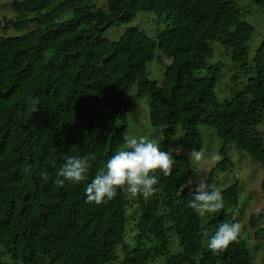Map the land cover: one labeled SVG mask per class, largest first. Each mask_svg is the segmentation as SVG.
Returning a JSON list of instances; mask_svg holds the SVG:
<instances>
[{"label":"trees","instance_id":"trees-1","mask_svg":"<svg viewBox=\"0 0 264 264\" xmlns=\"http://www.w3.org/2000/svg\"><path fill=\"white\" fill-rule=\"evenodd\" d=\"M86 1L14 0L15 18L0 15V264H264L240 232L221 251L206 246L205 233L237 223L231 209L239 204L238 183L219 191L223 207L205 223L188 206L193 189L181 192L193 172L192 154L203 148L202 124L222 140L218 168L228 167L232 143L264 165L258 130L264 39L247 64L255 27L244 20L240 0ZM249 1L264 8V0ZM147 10L166 14L157 38L136 27L118 40L104 37L110 26ZM214 42L229 47L234 62L247 64L245 87L223 104L216 92L220 74L198 75ZM158 49L159 60H172L161 84L147 70ZM142 95L166 138L179 126L185 132L172 153V172L159 174L150 197L118 190L107 202H87V184L125 140L130 100ZM83 155L94 157L88 179L61 183L66 157ZM249 225L264 243V213H253ZM173 231L181 251L169 254Z\"/></svg>","mask_w":264,"mask_h":264},{"label":"rangeland","instance_id":"rangeland-1","mask_svg":"<svg viewBox=\"0 0 264 264\" xmlns=\"http://www.w3.org/2000/svg\"><path fill=\"white\" fill-rule=\"evenodd\" d=\"M87 4H99L105 0H87ZM14 0H0V15L7 19L15 18L11 10ZM239 5L244 13V20L255 27V32L249 41V57L247 64H251L255 53L264 39V8L249 0H240ZM167 26L166 14L160 15L154 11H140L131 22H123L120 25H112L105 32L104 37L110 40H118L120 36L129 28L136 27L144 31L151 37L157 38ZM33 28V26L31 27ZM25 31H12V33L22 34ZM214 53L208 58V67L198 71L199 76L220 74L216 85V92L220 103L227 101L233 93L245 87L247 77V64L236 63L231 58V49L219 42H214ZM161 51L157 50V56L147 63V70L152 80L161 84L164 80V73L167 66L171 63V58L166 55L159 60ZM137 92V86L132 88V94ZM261 135L264 137V122L258 127ZM200 131L203 138V148L192 154L193 172L190 177L194 183L190 186L195 187L197 177L210 181L209 186L221 191L227 186L239 184V204L231 209L233 217L240 225V234L245 238L247 246L252 254H255L259 261L264 256V243L262 240L254 239L253 230L249 225L250 216L255 212L264 213V191L262 181L264 177V165L251 156L248 152L240 150L235 143H232L227 149L229 165L225 170L217 167V164L223 159L221 153L222 140L219 138L216 130L207 125H200ZM185 132L181 126L166 138L163 127L155 126L150 118V102L148 95H142L130 100L129 113L126 121L125 137L145 136L154 140L163 150L164 142L168 144V149L173 153L177 144L184 136ZM125 147V140L118 144V151ZM199 156L197 160L196 157ZM219 209L218 211H220ZM217 212V211H216ZM215 213V212H214ZM213 214V213H210ZM202 217L203 222H207L208 215ZM132 223L129 225L131 226ZM130 227L128 233L130 234ZM126 242L133 247L134 240L127 236ZM181 251L179 237L176 232L171 233V243L168 253H178ZM163 260L158 263L162 264ZM156 261L149 264H158ZM259 264H263L261 261Z\"/></svg>","mask_w":264,"mask_h":264},{"label":"clouds","instance_id":"clouds-1","mask_svg":"<svg viewBox=\"0 0 264 264\" xmlns=\"http://www.w3.org/2000/svg\"><path fill=\"white\" fill-rule=\"evenodd\" d=\"M89 155L69 156L59 169L60 181L79 184L88 179ZM199 159V156L196 157ZM172 153L164 151L152 139L145 136L125 137V147L108 158L103 171L97 173L86 187V201L101 204L117 196L118 190H124L132 197L142 195L150 197L158 184L159 174L169 175L174 167ZM194 181L189 179L181 187H190ZM223 196L213 190L206 180L197 177L188 206L197 214L204 216L223 207ZM240 225L235 222L222 223L214 234L206 236V246L213 253L221 251L236 241Z\"/></svg>","mask_w":264,"mask_h":264}]
</instances>
